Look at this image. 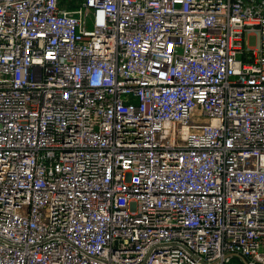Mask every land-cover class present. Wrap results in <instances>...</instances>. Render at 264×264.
Listing matches in <instances>:
<instances>
[{
  "label": "built area",
  "instance_id": "obj_1",
  "mask_svg": "<svg viewBox=\"0 0 264 264\" xmlns=\"http://www.w3.org/2000/svg\"><path fill=\"white\" fill-rule=\"evenodd\" d=\"M264 264V0H0V264Z\"/></svg>",
  "mask_w": 264,
  "mask_h": 264
},
{
  "label": "water",
  "instance_id": "obj_2",
  "mask_svg": "<svg viewBox=\"0 0 264 264\" xmlns=\"http://www.w3.org/2000/svg\"><path fill=\"white\" fill-rule=\"evenodd\" d=\"M239 258L241 259L242 262H244L243 264H248V262L244 258L242 257H239Z\"/></svg>",
  "mask_w": 264,
  "mask_h": 264
}]
</instances>
